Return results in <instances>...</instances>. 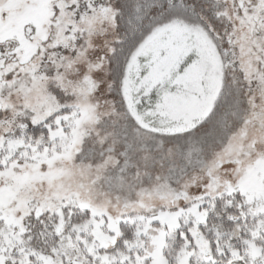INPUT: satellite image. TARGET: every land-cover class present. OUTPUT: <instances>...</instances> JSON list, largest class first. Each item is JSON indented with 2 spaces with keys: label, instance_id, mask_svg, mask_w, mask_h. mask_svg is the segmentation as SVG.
Segmentation results:
<instances>
[{
  "label": "snow or ice",
  "instance_id": "snow-or-ice-1",
  "mask_svg": "<svg viewBox=\"0 0 264 264\" xmlns=\"http://www.w3.org/2000/svg\"><path fill=\"white\" fill-rule=\"evenodd\" d=\"M0 264H264V0H0Z\"/></svg>",
  "mask_w": 264,
  "mask_h": 264
}]
</instances>
